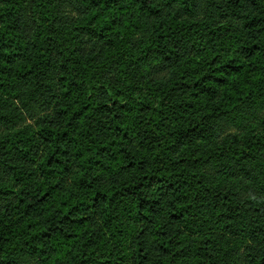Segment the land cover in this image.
Listing matches in <instances>:
<instances>
[{"label":"trees","instance_id":"16d2710c","mask_svg":"<svg viewBox=\"0 0 264 264\" xmlns=\"http://www.w3.org/2000/svg\"><path fill=\"white\" fill-rule=\"evenodd\" d=\"M0 264H264V0H0Z\"/></svg>","mask_w":264,"mask_h":264}]
</instances>
